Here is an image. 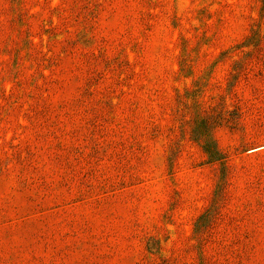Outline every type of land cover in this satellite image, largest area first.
I'll use <instances>...</instances> for the list:
<instances>
[{
	"label": "rangeland",
	"instance_id": "374dc122",
	"mask_svg": "<svg viewBox=\"0 0 264 264\" xmlns=\"http://www.w3.org/2000/svg\"><path fill=\"white\" fill-rule=\"evenodd\" d=\"M7 39L0 264H264V0H0Z\"/></svg>",
	"mask_w": 264,
	"mask_h": 264
},
{
	"label": "trees",
	"instance_id": "16d2710c",
	"mask_svg": "<svg viewBox=\"0 0 264 264\" xmlns=\"http://www.w3.org/2000/svg\"><path fill=\"white\" fill-rule=\"evenodd\" d=\"M27 25V24H26ZM15 32H19L20 29L18 28H13ZM23 32V31H22ZM25 34L26 31H25ZM23 42H24V45L22 47H17V50H22L24 49V55L25 56H28L30 58V60L36 65L38 66V60L39 59H36L37 57V53H38V50L36 48V44L34 42H32L30 40V38L27 37V35H24V39H22ZM12 39H7V41H2L1 43H3L2 47L0 48V53L3 52V53H8L11 49V46H12ZM22 55V54H21ZM21 55H16L15 56V60L13 58L12 62L10 63V66H6L4 65L3 67L0 68V79H2L3 77H5L6 75L10 74L12 78L15 79V84H18L20 81H18V73H19V65H20V62H18V59H22V56ZM49 60V59H47ZM30 61V63H31ZM51 61V60H50ZM53 64L55 65L56 63L55 62H49V64ZM40 80V82L38 81ZM37 81V82H36ZM42 82H45L47 85H50V82H53V79L50 78L49 74L48 75H44V74H41V73H38L37 76H35V79L33 81V84L35 85V87L39 86ZM10 92L9 97H17V95H14V93ZM51 93V92H50ZM7 95V96H8ZM15 98H12L11 102H15ZM10 102V103H11ZM81 102H82V99H81ZM12 104V103H11ZM10 104V105H11ZM68 107H65L64 109L61 110V112L64 114H67L69 113L70 110H73L74 108H71V105L70 103L67 104ZM81 105H83L81 103ZM14 108V107H12ZM94 122V120H92ZM91 121V122H92ZM30 125L34 126V123H33V120L31 119V121L29 122ZM220 192V191H219Z\"/></svg>",
	"mask_w": 264,
	"mask_h": 264
}]
</instances>
